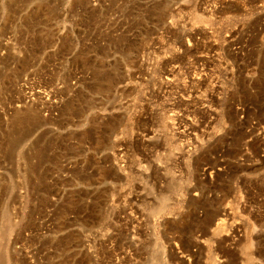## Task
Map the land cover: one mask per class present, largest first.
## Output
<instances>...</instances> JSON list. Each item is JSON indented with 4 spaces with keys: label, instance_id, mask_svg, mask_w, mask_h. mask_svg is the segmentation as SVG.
<instances>
[{
    "label": "rangeland",
    "instance_id": "374dc122",
    "mask_svg": "<svg viewBox=\"0 0 264 264\" xmlns=\"http://www.w3.org/2000/svg\"><path fill=\"white\" fill-rule=\"evenodd\" d=\"M0 264H264V0H0Z\"/></svg>",
    "mask_w": 264,
    "mask_h": 264
},
{
    "label": "bare ground",
    "instance_id": "6f19581e",
    "mask_svg": "<svg viewBox=\"0 0 264 264\" xmlns=\"http://www.w3.org/2000/svg\"><path fill=\"white\" fill-rule=\"evenodd\" d=\"M27 99H28V101H33L32 98H27ZM162 203H164V204H163V208H164V207H165V206H164V205H165V201H163Z\"/></svg>",
    "mask_w": 264,
    "mask_h": 264
}]
</instances>
